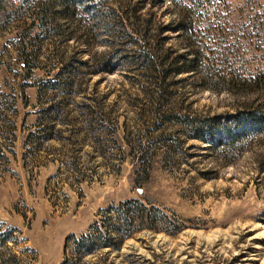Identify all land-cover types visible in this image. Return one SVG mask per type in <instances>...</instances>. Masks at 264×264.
Returning a JSON list of instances; mask_svg holds the SVG:
<instances>
[{
	"label": "rangeland",
	"instance_id": "rangeland-1",
	"mask_svg": "<svg viewBox=\"0 0 264 264\" xmlns=\"http://www.w3.org/2000/svg\"><path fill=\"white\" fill-rule=\"evenodd\" d=\"M90 1L0 0V264H264V137L221 129L258 99L264 0L184 1L182 27L176 0ZM129 199L152 229L66 244Z\"/></svg>",
	"mask_w": 264,
	"mask_h": 264
},
{
	"label": "trees",
	"instance_id": "trees-1",
	"mask_svg": "<svg viewBox=\"0 0 264 264\" xmlns=\"http://www.w3.org/2000/svg\"><path fill=\"white\" fill-rule=\"evenodd\" d=\"M76 1L80 4L84 2L90 4L92 2L90 0ZM184 1L190 5L196 2V0H176V6L181 7ZM88 6L87 11L89 12L93 7H90L92 5ZM94 14L96 18L99 16L102 17L100 9H95ZM186 17V10H181L179 26H184V22L187 21ZM120 24L121 29L124 30L123 18ZM140 58L143 63L142 67L150 72H157V75H154L155 79L160 82V85L168 86L165 80L168 77L169 68L164 67V60L156 55L155 50L148 46L146 53L140 54ZM159 68L160 70L158 71ZM240 81L239 88L256 93L258 99L254 107L226 118L232 124L227 122L221 125L223 135L224 137L228 136V138H231V133L239 134L242 131L246 133V130L248 135L264 137V73L260 72L250 79H241ZM231 125L234 127L235 132L230 131L231 129L229 127ZM152 212L155 213L157 211L153 207H146L136 199H129L119 202L116 205L108 206L98 214L99 219H96L85 233L79 237H70L66 244L70 242L74 247L73 250L81 255L93 254L106 247L116 249L119 245L118 243L131 236L137 228H153L154 216Z\"/></svg>",
	"mask_w": 264,
	"mask_h": 264
}]
</instances>
